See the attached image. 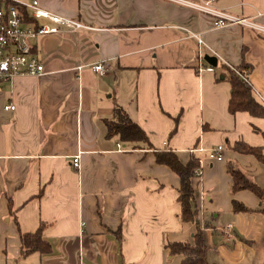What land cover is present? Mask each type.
<instances>
[{
    "label": "crops",
    "instance_id": "obj_1",
    "mask_svg": "<svg viewBox=\"0 0 264 264\" xmlns=\"http://www.w3.org/2000/svg\"><path fill=\"white\" fill-rule=\"evenodd\" d=\"M39 1L93 28L39 35L45 72L0 82V264H179L183 255L166 245L192 241L196 224L181 218L180 177L158 151L200 158L194 183L208 260L264 264V196L233 192L227 167L264 188V163L233 149L243 141L264 154V117L229 110L224 75L225 65L250 64L245 76L264 105V33L217 27L215 16L172 0ZM190 1L264 24V0ZM22 12L26 25L53 24ZM206 54L218 58L213 70ZM100 62L104 75L93 68ZM119 106L149 146L108 134ZM217 145L222 160L210 156ZM40 227L52 251L22 254L21 233Z\"/></svg>",
    "mask_w": 264,
    "mask_h": 264
},
{
    "label": "trees",
    "instance_id": "obj_2",
    "mask_svg": "<svg viewBox=\"0 0 264 264\" xmlns=\"http://www.w3.org/2000/svg\"><path fill=\"white\" fill-rule=\"evenodd\" d=\"M25 8H21V11ZM23 13V12H22ZM30 19V18H29ZM252 66L246 62L239 66H224V75L232 85V95L229 102V110L248 111L253 116L264 117V105L256 99L253 87L245 76ZM249 73V72H248ZM108 134H118L124 141L143 143L150 145L149 137L144 129L132 119L127 111L119 106L114 109V117L106 121ZM233 149L246 154H254L264 163V154L261 147L249 145L243 141H237ZM156 160L172 168L180 177L179 201L182 206L181 218L186 222L196 224L192 241H171L167 243L170 255H183L179 264H215L208 260V246L205 239V225L201 223L198 203L196 198V186L194 178L195 170L199 166L200 158L191 154L187 163H184L174 151H158ZM228 172L233 178L232 191L249 189L256 195L264 196V188L253 181L244 171L234 165L228 164ZM235 210H248V208L234 200ZM22 254L33 252L49 253L52 251L50 242L44 240L41 227L35 232L21 233Z\"/></svg>",
    "mask_w": 264,
    "mask_h": 264
},
{
    "label": "built area",
    "instance_id": "obj_3",
    "mask_svg": "<svg viewBox=\"0 0 264 264\" xmlns=\"http://www.w3.org/2000/svg\"><path fill=\"white\" fill-rule=\"evenodd\" d=\"M182 4L190 5L200 11L215 16L217 27H224L230 24H241L258 32L264 33V24L253 18L235 15L222 11L210 4L209 1L193 2L190 0H172ZM21 8L32 9V16L36 19L46 18L53 24L38 23L37 25H26L25 17ZM69 29H92L91 25L83 21L50 11L40 5L39 0H0V82L10 81L16 75H41L45 72V65L34 52V45L39 35L52 34L60 30V27ZM93 68L101 75L106 74V67L103 62L96 63ZM213 70L214 66L209 65ZM6 109L14 110L16 105L10 102ZM203 150V147L198 148ZM223 145H217L210 149V156L218 160L224 159ZM73 164L80 165V155L74 157ZM195 174H200L197 167ZM233 224L229 223L224 227V232L230 234Z\"/></svg>",
    "mask_w": 264,
    "mask_h": 264
},
{
    "label": "water",
    "instance_id": "obj_4",
    "mask_svg": "<svg viewBox=\"0 0 264 264\" xmlns=\"http://www.w3.org/2000/svg\"><path fill=\"white\" fill-rule=\"evenodd\" d=\"M205 59L213 66L218 64V58L215 55L206 54Z\"/></svg>",
    "mask_w": 264,
    "mask_h": 264
}]
</instances>
